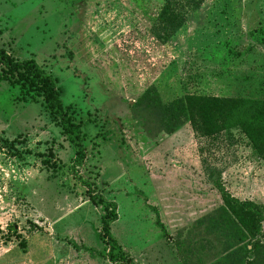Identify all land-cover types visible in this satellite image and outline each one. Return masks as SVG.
I'll return each mask as SVG.
<instances>
[{
  "label": "rangeland",
  "instance_id": "obj_1",
  "mask_svg": "<svg viewBox=\"0 0 264 264\" xmlns=\"http://www.w3.org/2000/svg\"><path fill=\"white\" fill-rule=\"evenodd\" d=\"M164 1L0 0V48L52 77L86 153L75 177L41 96L0 82V264H111L83 182L116 205L110 232L136 264H264V222L254 250L207 230L215 182L264 205V163L244 135L156 122L185 96L264 100V0H205L161 43ZM10 226L18 240H5Z\"/></svg>",
  "mask_w": 264,
  "mask_h": 264
},
{
  "label": "trees",
  "instance_id": "obj_2",
  "mask_svg": "<svg viewBox=\"0 0 264 264\" xmlns=\"http://www.w3.org/2000/svg\"><path fill=\"white\" fill-rule=\"evenodd\" d=\"M204 1L165 0L151 29L153 37L161 43L168 42ZM0 66V82H7L12 87H27L29 92L41 96L44 109L58 120L62 133L74 149L73 162L69 169L74 176L77 175V170L84 165L86 158L84 134L81 124L74 123L63 107L55 81L32 58L15 60L2 48ZM157 112L156 122L161 129L188 123L194 134L201 138L238 129L264 163V100L185 96L160 106ZM50 157L45 163L51 164L53 170L58 169L57 161ZM83 185L87 187L89 200L103 207L104 215L98 237L104 245L106 260L111 264H136L127 257L110 232V224L117 219L116 205L100 195L91 194L89 183L83 182ZM214 187L220 195L222 205L207 219L208 234L224 237L236 245L244 244V248L250 247L254 250L261 239L264 205L232 197L219 182H215ZM157 224L161 227L159 222ZM198 224L202 223L198 221ZM4 236L6 241L13 237L17 240L20 238L14 226H10ZM23 243L21 240L20 244ZM249 262L245 255L238 264Z\"/></svg>",
  "mask_w": 264,
  "mask_h": 264
}]
</instances>
